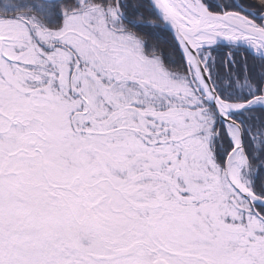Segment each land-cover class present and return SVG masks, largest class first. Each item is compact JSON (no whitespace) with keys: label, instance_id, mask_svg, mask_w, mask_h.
I'll return each instance as SVG.
<instances>
[{"label":"snow or ice","instance_id":"obj_1","mask_svg":"<svg viewBox=\"0 0 264 264\" xmlns=\"http://www.w3.org/2000/svg\"><path fill=\"white\" fill-rule=\"evenodd\" d=\"M0 264H264V0H0Z\"/></svg>","mask_w":264,"mask_h":264}]
</instances>
